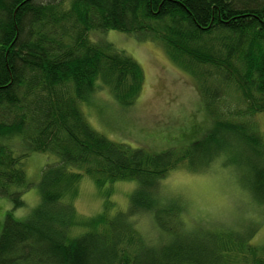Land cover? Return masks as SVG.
<instances>
[{"label":"trees","instance_id":"1","mask_svg":"<svg viewBox=\"0 0 264 264\" xmlns=\"http://www.w3.org/2000/svg\"><path fill=\"white\" fill-rule=\"evenodd\" d=\"M119 31L162 44L198 81L211 129L185 148L152 153L94 130L81 109L101 90L133 107L143 68L93 33ZM264 0H0V198H9L0 264H264L255 224L241 231L188 225L186 209L159 197L171 172H236L264 207ZM57 158L38 185L40 204L25 220V162ZM211 168V167H210ZM232 168V169H231ZM103 190L136 181L128 211L106 198L103 212L78 214L83 178ZM150 215L160 237H144ZM164 239V240H163Z\"/></svg>","mask_w":264,"mask_h":264},{"label":"rangeland","instance_id":"2","mask_svg":"<svg viewBox=\"0 0 264 264\" xmlns=\"http://www.w3.org/2000/svg\"><path fill=\"white\" fill-rule=\"evenodd\" d=\"M91 38L112 43L138 62L145 73L142 95L131 108L121 107L108 90H101L91 104H81L94 130L114 142L152 153L185 148L206 136L211 129V114L199 83L172 59L162 44L119 31L93 33ZM257 123L264 134V116H259ZM56 160L43 153H32L27 158L25 171L33 187L23 194L26 205L14 211L16 219H27L40 204L38 185L42 172ZM222 165L223 161H217L202 172L176 169L159 186V197L164 202L172 200L183 205L191 227L195 223L208 229L241 231L255 224L258 232L252 242L264 245V207L253 202L236 172ZM137 187L136 181H123L100 190L92 179L85 177L73 205L82 217L96 216L104 209L103 193L109 192L108 201L126 212ZM12 210L11 200L0 198V233L7 213ZM136 227L152 242L160 237L150 215L137 219Z\"/></svg>","mask_w":264,"mask_h":264}]
</instances>
